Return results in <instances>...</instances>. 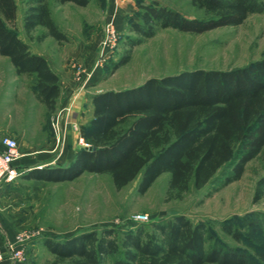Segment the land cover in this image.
Segmentation results:
<instances>
[{
    "label": "trees",
    "instance_id": "1",
    "mask_svg": "<svg viewBox=\"0 0 264 264\" xmlns=\"http://www.w3.org/2000/svg\"><path fill=\"white\" fill-rule=\"evenodd\" d=\"M58 1L87 5L90 0ZM191 2L205 16L188 17L154 0L138 11L140 20L133 21L131 29L143 38L167 27L199 33L241 24L264 8L260 0ZM27 3L23 20L27 31L40 25L45 31L38 40L65 38L49 0ZM16 17V0H0V53L28 79L36 98L54 111L60 78L20 37L12 25ZM129 58L124 55L114 66ZM92 104V118L81 125L92 148H79L66 166L38 169V174L29 171L26 177L62 181L84 171L109 173L121 188L140 175L138 190L143 193L168 172L170 189L182 195L191 184L209 192L227 185L242 176L250 160L264 154V58L231 69L198 68L149 77L139 85L99 91ZM147 225L142 222L120 232L92 230L63 241L48 238L45 244L56 256L50 264H251L242 250L210 244L205 221L176 214L153 221L151 228ZM221 228L241 240L233 224L221 223ZM260 256L264 260V253Z\"/></svg>",
    "mask_w": 264,
    "mask_h": 264
},
{
    "label": "rangeland",
    "instance_id": "2",
    "mask_svg": "<svg viewBox=\"0 0 264 264\" xmlns=\"http://www.w3.org/2000/svg\"><path fill=\"white\" fill-rule=\"evenodd\" d=\"M152 1L90 0L87 5H78L49 0L52 16L65 35L55 39L57 45L51 49L54 57L59 64L78 71L93 66L95 71L89 81L101 90L135 86L149 77L185 70L231 69L264 58V8L238 25L199 33L167 27L143 38L131 29V24L140 20L138 11ZM157 1L188 17L205 16L204 10L191 0ZM260 1L264 5V0ZM16 2L17 17L12 25L20 37L36 45L45 39L38 40L45 28L39 25L27 31L23 22L27 0ZM112 4L116 9L109 15ZM108 17L119 29V40L109 57L96 66L102 28ZM136 37L142 40L133 44ZM126 54L129 60L115 67ZM56 109L43 110L34 105L32 122L39 130L37 139L49 132L55 137L51 123ZM23 132L24 140L31 138L26 129ZM19 149L22 150L20 143ZM22 175L20 172L14 180L0 183V227L3 221L10 222L16 233L24 231L31 237L26 258L19 260L21 264H50L56 256L45 244L48 238L63 241L92 230L133 229L142 223L133 221L138 212L149 214L148 228L153 221L176 214H185L194 222L205 221L210 244L242 250L251 264H264L260 256L264 253V154L250 160L239 179L210 192L191 184L182 195L170 189L168 172L159 175L143 193L138 190L140 175L121 188L116 187L109 173L84 171L62 181H36ZM221 223L238 228L241 240L222 230ZM5 260L10 264L14 261Z\"/></svg>",
    "mask_w": 264,
    "mask_h": 264
},
{
    "label": "crops",
    "instance_id": "3",
    "mask_svg": "<svg viewBox=\"0 0 264 264\" xmlns=\"http://www.w3.org/2000/svg\"><path fill=\"white\" fill-rule=\"evenodd\" d=\"M112 7L109 15H112L113 10L116 9L113 4ZM24 41L29 43L34 51L46 58L51 69L60 78V95L57 101L56 116H61L62 124L60 142L51 132L37 139L36 133L39 130L33 127V107L34 105L40 106V109L43 110H46L47 107L34 97L26 83V77L17 74L9 57L0 53V147L1 137L4 135L14 136L18 139L22 148V156L15 161V165L21 175L26 177V173L29 171L38 174V169L66 166L75 158L78 149L83 147L78 143L79 138L83 137L81 125L88 123L93 116L92 96L102 90L97 89L96 85H92L93 83L91 84L92 81L89 79L86 80L85 71L92 70L94 73L93 66L78 71L58 63L52 53L53 50L51 51L57 45L53 36H47L36 45L26 39ZM79 86H82L81 90H78ZM68 105H70V109L66 111L65 108ZM20 127L26 129L29 134L31 133L30 139L22 138L24 132ZM30 180L47 181L38 178H30ZM15 233L16 230L10 225V222L3 221V225L0 227V246L4 245L7 240H13ZM1 264L10 263L5 260ZM12 264L21 263L12 261Z\"/></svg>",
    "mask_w": 264,
    "mask_h": 264
},
{
    "label": "built area",
    "instance_id": "4",
    "mask_svg": "<svg viewBox=\"0 0 264 264\" xmlns=\"http://www.w3.org/2000/svg\"><path fill=\"white\" fill-rule=\"evenodd\" d=\"M118 40L119 30L114 25L111 17H108L102 28L99 53L95 62L96 66H98L109 57V55L117 46ZM92 73V70L86 72V80L91 78ZM84 84L85 82L83 83V85ZM81 89L82 86H79L78 90ZM69 109L70 105L65 108L66 111H68ZM51 124L55 138L58 142H60L62 138L61 116H56ZM79 143L83 147L90 146L89 143L85 141L84 137L79 138ZM21 156L22 152L19 149L18 140L10 135L2 136L0 147V183L10 182L20 174V171L18 170L14 162ZM149 220L150 216L145 212H138L133 215L134 222H148ZM30 239L31 237L29 233L20 231L16 233L13 240H7L4 245L0 246V264L7 258L14 261L24 260L27 256V244Z\"/></svg>",
    "mask_w": 264,
    "mask_h": 264
},
{
    "label": "water",
    "instance_id": "5",
    "mask_svg": "<svg viewBox=\"0 0 264 264\" xmlns=\"http://www.w3.org/2000/svg\"><path fill=\"white\" fill-rule=\"evenodd\" d=\"M85 148L90 149V148H92V147H91V146H87V147H85Z\"/></svg>",
    "mask_w": 264,
    "mask_h": 264
}]
</instances>
